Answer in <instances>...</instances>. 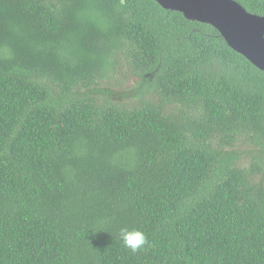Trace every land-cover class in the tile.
Returning <instances> with one entry per match:
<instances>
[{
	"label": "trees",
	"instance_id": "trees-1",
	"mask_svg": "<svg viewBox=\"0 0 264 264\" xmlns=\"http://www.w3.org/2000/svg\"><path fill=\"white\" fill-rule=\"evenodd\" d=\"M0 264H264V70L156 0H0Z\"/></svg>",
	"mask_w": 264,
	"mask_h": 264
},
{
	"label": "water",
	"instance_id": "water-1",
	"mask_svg": "<svg viewBox=\"0 0 264 264\" xmlns=\"http://www.w3.org/2000/svg\"><path fill=\"white\" fill-rule=\"evenodd\" d=\"M163 8L215 27L226 43L264 70V15L247 11L235 0H156Z\"/></svg>",
	"mask_w": 264,
	"mask_h": 264
},
{
	"label": "clouds",
	"instance_id": "clouds-1",
	"mask_svg": "<svg viewBox=\"0 0 264 264\" xmlns=\"http://www.w3.org/2000/svg\"><path fill=\"white\" fill-rule=\"evenodd\" d=\"M121 238L125 247L132 252H136L148 244L145 233L139 229L133 228L121 229Z\"/></svg>",
	"mask_w": 264,
	"mask_h": 264
},
{
	"label": "rangeland",
	"instance_id": "rangeland-1",
	"mask_svg": "<svg viewBox=\"0 0 264 264\" xmlns=\"http://www.w3.org/2000/svg\"><path fill=\"white\" fill-rule=\"evenodd\" d=\"M124 86H128L129 85V81H125V83H123Z\"/></svg>",
	"mask_w": 264,
	"mask_h": 264
}]
</instances>
